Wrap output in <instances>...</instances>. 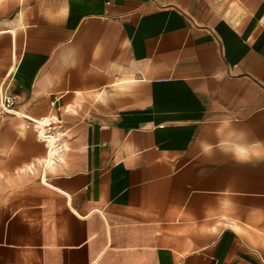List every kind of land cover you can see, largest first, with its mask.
<instances>
[{
  "label": "crops",
  "instance_id": "obj_1",
  "mask_svg": "<svg viewBox=\"0 0 264 264\" xmlns=\"http://www.w3.org/2000/svg\"><path fill=\"white\" fill-rule=\"evenodd\" d=\"M2 91L0 264H264V0H0Z\"/></svg>",
  "mask_w": 264,
  "mask_h": 264
},
{
  "label": "built area",
  "instance_id": "obj_2",
  "mask_svg": "<svg viewBox=\"0 0 264 264\" xmlns=\"http://www.w3.org/2000/svg\"><path fill=\"white\" fill-rule=\"evenodd\" d=\"M0 104H1V107L4 113L20 116V112L15 108V97L14 96L7 95L5 91H2L0 93ZM22 117L28 121H31L34 123L36 122V120H33L26 115H23ZM41 140L48 146L47 157H46V160L44 161V167L48 168L57 161L58 154L60 153L62 147L58 143V140H54L53 144H51L48 139L42 138ZM51 145L55 147V150L54 151L52 150L50 152Z\"/></svg>",
  "mask_w": 264,
  "mask_h": 264
},
{
  "label": "bare ground",
  "instance_id": "obj_3",
  "mask_svg": "<svg viewBox=\"0 0 264 264\" xmlns=\"http://www.w3.org/2000/svg\"><path fill=\"white\" fill-rule=\"evenodd\" d=\"M12 30V29H10ZM16 30V29H15ZM15 30H12L13 32V35L15 36ZM13 36V38H14ZM15 51H16V47L14 46L13 47V52L15 54ZM20 112V116L22 117L24 115V112L23 111H19ZM26 115V114H25ZM36 120V119H34ZM57 121V118L56 117H44L42 119H38L36 120V128L38 129V133H39V138H43V139H48L50 141L51 144L54 143V140L56 139V137L52 134V132L50 130L47 129V125L51 123V121ZM54 151L55 150V147H53L51 145V149H50V152L51 151Z\"/></svg>",
  "mask_w": 264,
  "mask_h": 264
},
{
  "label": "clouds",
  "instance_id": "obj_4",
  "mask_svg": "<svg viewBox=\"0 0 264 264\" xmlns=\"http://www.w3.org/2000/svg\"><path fill=\"white\" fill-rule=\"evenodd\" d=\"M239 135H241V136H244V135H245V133H243V132H240V133H239Z\"/></svg>",
  "mask_w": 264,
  "mask_h": 264
}]
</instances>
